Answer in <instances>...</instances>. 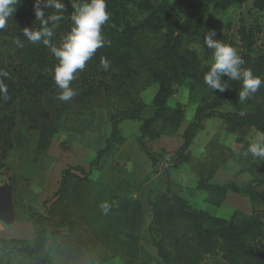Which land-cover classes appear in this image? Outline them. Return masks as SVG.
I'll return each instance as SVG.
<instances>
[{"label": "rangeland", "instance_id": "obj_1", "mask_svg": "<svg viewBox=\"0 0 264 264\" xmlns=\"http://www.w3.org/2000/svg\"><path fill=\"white\" fill-rule=\"evenodd\" d=\"M189 1L106 0L110 19L104 26L116 34H121L127 28L134 42L135 52L132 56L141 75L128 89H123L128 90V93L120 91L117 94L111 91L81 107L72 105V108L62 112L57 118L50 117L48 112L44 117L45 111L33 113L35 116L29 118L26 110L30 105L22 100L19 91L12 96L11 106L0 104V110L11 114L15 123L11 132L12 147L4 158L0 155V264H38L36 259L24 250L25 245H33L40 230L39 224L31 218V214H46L47 206L55 199L54 195L65 169H70L72 174L80 178L85 176L86 180L83 182H89L83 191L69 192L64 203L83 202L80 212L81 209H86V222L91 229L97 228L100 212L88 207L87 203L96 191H104L107 185L120 184V196L137 198L143 205L144 218L138 245L150 258L144 262H141V259L131 262L121 252L105 253L97 247L101 256L107 259H96V264H164L152 245V238H165V247L171 252V256H175V263L181 264V258L175 254L176 248L180 246L185 250L186 242L177 239L181 234L191 238L188 221L184 222L173 216L169 223L159 227L157 232H152L151 235L147 232L152 218L151 204L157 196L166 191L170 193L169 203L173 202L172 195L176 194L186 200L188 208L201 209L211 216L230 219L232 214L237 212L240 219L243 218L241 215L256 214L258 218L264 219V202L252 204L248 197L229 192L221 203L217 204L208 194L196 188L199 180L218 185L235 181L238 184H251L261 190L263 185L259 184L264 178V160L260 161L251 154L245 156L244 153L249 143L262 133L253 127H244L242 131L231 133L227 131L225 122L219 116L211 115L203 119L196 130L184 155L188 156V159L182 161L184 156L177 152L183 143L182 133L193 122L195 110L217 94L209 90L205 83L198 84L193 89L190 88L188 79L178 78L172 83V93L167 105L170 108L179 106L182 109L180 126L176 132L165 131L157 138L145 136L141 139L156 152L155 164L140 150L139 125L143 119L153 114L155 108L152 99L158 88L156 82L148 81L143 62L165 41L169 30L175 36H181L182 46L194 51L202 65L211 64L212 56L204 53L198 41L196 35L201 29H210L216 34H222L226 43L235 47L245 62L254 61L264 52V4L259 6L255 0H247L234 3L225 9H217L210 3H203L195 18L200 22L196 23L192 30L184 31ZM32 2L33 0H22L13 15L30 9ZM20 38L22 37L13 36L6 29L0 31V58L5 66L14 53L15 41ZM17 87L19 85H15V88ZM139 103L144 104L140 117L120 120L119 133L111 137V116L119 118L124 112L137 109L136 104ZM257 103H264V86L243 104L239 102L237 94L216 110L249 111ZM155 126V130H159L160 122H155ZM41 131L44 134L43 139L40 136ZM109 139L111 149L103 153L97 163L91 166L93 161L90 159L96 160L97 150L103 148ZM132 148L139 154L131 155ZM131 158L132 169L128 167ZM159 171L163 173V177L158 176ZM211 171L213 173L209 177ZM66 182L80 180L67 176ZM62 208L63 206L59 207V216L61 211L64 212ZM78 208L72 209V230L66 228L65 219L59 217L42 221L41 228H44L46 233L39 255L48 256L50 263L45 264L62 262L61 253H58L56 248L58 245L68 243L76 246L82 241L86 249L93 247L94 244L88 242L84 235L81 236L83 239L79 240V235H82L86 226L83 228L84 220L77 217ZM53 223H58L60 227H55ZM169 232L173 233L170 238ZM13 239L23 240L24 243H16ZM255 241L257 249L264 250V227L261 236ZM189 243L195 245L191 239ZM220 248L202 253L200 259L192 264H249L244 259H227Z\"/></svg>", "mask_w": 264, "mask_h": 264}, {"label": "trees", "instance_id": "obj_2", "mask_svg": "<svg viewBox=\"0 0 264 264\" xmlns=\"http://www.w3.org/2000/svg\"><path fill=\"white\" fill-rule=\"evenodd\" d=\"M247 0H190L186 9V19L184 21L183 30H192L199 19L196 16L200 12L203 3H210L214 8L225 9L234 3H242ZM261 6L264 0H255ZM67 5V11L64 13L65 19L59 23L54 29V34L51 38V44L58 46L64 34L67 33L71 26L70 19L73 9L71 7L72 0H64ZM34 0L31 3L30 9H24L15 13L9 19L5 28L15 37L20 38L22 47L13 45L14 53L5 66L0 58V69L7 70L10 73L11 79H5L8 86L10 99L7 101L0 100V104L5 107L12 105L11 98L15 92L19 91L22 100L30 105L26 110L29 118L34 117L33 113L44 112L43 116L59 117L62 112L72 108V105L81 107L89 103L92 99H96L103 94L109 92L119 93L124 91L128 93L129 85L141 75L138 66L136 65L132 53L134 50V42L130 37V30L127 28L121 34L110 32L106 26H102V33L107 40L111 41L110 45H105L96 51L91 60L86 63L85 68L79 71L78 78L72 81L71 86L77 90L76 95L68 102H62L57 99L56 86L52 79V69L57 63L51 47L44 45L42 42L31 43L28 39L23 38V32L27 29L36 30L40 26V22L35 19ZM54 9H45V15L53 12ZM182 30V31H183ZM210 29H201L197 33V38L201 44L204 53L207 56H212V51L204 43V36ZM167 38L158 47L153 50V54L146 58L143 62L144 71L148 81L156 82L158 88L152 99L154 106L153 114L142 120L139 125V140L140 150L145 154L148 160L155 164L157 162V154L145 145L141 139L148 136L152 139L157 138L161 133L176 132L183 118V111L179 106L170 108L167 105L169 96L172 93V83L178 79H188L190 88H195L198 84H203L204 73L208 70L209 65H202L198 56L194 51L187 50L181 44V36H175L169 30ZM196 33V32H195ZM216 39L226 43V38L222 34H216ZM106 57L110 61V68L105 71L101 69L100 59ZM243 67L251 68L254 75L264 78V52L252 62H245ZM224 82L229 84V87L224 92H217L211 100L195 110L193 122L182 133L183 143L177 152L183 156L187 152L188 147L194 137L196 130L199 128L203 119L211 116H219L226 124L227 131L231 133L242 131L244 127H253L260 133H264V103H257L249 111H227L220 112L216 108L221 106L226 101L232 99L238 94L242 87L241 81H230L227 77H223ZM15 85L19 87L15 88ZM137 109L133 108L128 112H124L119 118L111 116L112 133L111 137L117 136L119 133L118 122L122 119H138L144 108L143 103L136 104ZM48 112V113H47ZM243 112L244 115H240ZM160 122L159 130H155V122ZM14 118L11 114H6L0 110V155L5 157L6 153L12 147L11 132L14 127ZM43 131L40 132L43 139ZM111 149L110 139L106 140V145L96 152L95 159L91 163L95 165L97 159L106 151ZM188 156H184L183 160H187ZM213 171L209 174L212 176ZM202 173H200L201 175ZM70 176L80 182H66V177ZM85 176L80 178L76 174H72L70 169H65L62 172L59 188L54 195L55 199L47 206L46 214L32 213L31 218L39 224L40 230L34 239L33 245H25L24 250L32 255L38 264L50 263L46 254L39 255L42 251V246L45 242V229L41 228L42 221L55 220L56 218L65 219L64 225L69 230L73 227V218L71 217L72 209L76 210L77 217L83 219V228L86 226L82 235H79V240L83 239V235L87 241L94 244L90 249H86V245L79 242L76 246L65 243L64 245L56 246L57 252L61 253L62 262L60 264H96V259L104 261L107 258L101 256V252L96 248L99 247L105 253L115 251L121 252L129 261L141 262L150 258V255L138 245L141 223L144 218V210L142 202L137 198H129L120 196V184L115 186H106L104 191H96L88 201V207L99 210L100 219L98 226L91 229L86 222V209H81L83 202L74 201L65 204L67 194L71 191H83L89 184L85 181ZM259 185H263L261 190L251 184H238L235 181H226L223 184H212L208 182L197 183V189L204 191L211 197L214 203H221L227 193H235L249 198L252 204L264 202V178ZM128 186V184H126ZM169 191L156 197L155 202L151 204L152 218L148 225L147 232L151 235L152 232H157L159 227L165 223H169L171 217L175 216L178 220L188 221L190 236L181 234L177 240L186 242L185 250L180 246L176 248V255L181 259V264H192L200 259V255L204 252L215 251L220 248L224 251V256L227 259H244L249 264H264V250L257 249L255 245L256 239L261 236L264 219H260L253 215H241L243 218L237 217V212H234L230 219L218 216H211L206 211L201 209H190L186 204V200L179 195H172V203H169ZM103 201L109 202L111 210L107 215H104L99 207ZM46 205V202H44ZM63 206L59 216V207ZM72 206V207H71ZM78 206V207H77ZM239 214V213H238ZM240 215V214H239ZM164 219V220H163ZM86 222V223H85ZM55 227H60L57 224ZM53 226V227H54ZM173 233H168V238ZM82 236V237H81ZM164 239L152 238V245L156 248L157 254L162 258L164 264H176L175 256H171V252L167 250L164 244ZM189 239L195 242V245L189 243ZM16 243H24L23 240H12ZM180 245V244H179ZM112 249V251L110 250ZM86 250V251H85ZM117 253V252H116ZM180 264V263H178Z\"/></svg>", "mask_w": 264, "mask_h": 264}, {"label": "clouds", "instance_id": "obj_3", "mask_svg": "<svg viewBox=\"0 0 264 264\" xmlns=\"http://www.w3.org/2000/svg\"><path fill=\"white\" fill-rule=\"evenodd\" d=\"M21 2L22 0H0V31L7 27L9 18ZM33 7L35 19L40 22V26L36 30L26 28L23 36L33 44L42 42L51 47L57 61L51 72L58 90L57 99L68 102L78 95L71 84L77 78L79 71L85 68L86 63L93 58L98 49L111 44L102 33V26L110 19L106 0H72L73 12L70 17L72 26L64 34L58 46L51 44V38L54 29L65 19L67 5L64 0H34ZM45 9H54V11L46 16ZM215 37L216 32L209 30L203 38L206 46L213 50L212 62L204 73V82L209 90L224 92L229 84L224 82L223 77H227L230 81H241L238 100L243 104L264 86V79L254 75L251 68L243 67L245 61L235 47ZM15 43L19 47L23 46L19 39ZM100 66L102 70L107 71L110 68V61L102 56ZM5 79H11L10 73L0 69V100L2 101L10 99ZM240 115L244 113L241 112ZM249 154L259 158L260 161L264 160V133L257 135L249 143L244 155ZM99 207L104 215L111 210V205L107 201L101 202Z\"/></svg>", "mask_w": 264, "mask_h": 264}, {"label": "crops", "instance_id": "obj_4", "mask_svg": "<svg viewBox=\"0 0 264 264\" xmlns=\"http://www.w3.org/2000/svg\"><path fill=\"white\" fill-rule=\"evenodd\" d=\"M139 131V130H138ZM139 135H140V132H139ZM139 135H138V137H139ZM131 151H132V154L131 155H138L139 154V152L137 151V150H135V148H132L131 149ZM140 153H142V152H140ZM141 157V156H140ZM128 167L130 168V169H132L133 168V164H132V158H131V160H129V162H128ZM156 167V166H155ZM154 167V168H155ZM156 169V168H155ZM137 170V169H136ZM159 170V169H158ZM157 170V171H158ZM158 176H161V177H163L164 175H163V173L161 172V171H159L158 172Z\"/></svg>", "mask_w": 264, "mask_h": 264}]
</instances>
